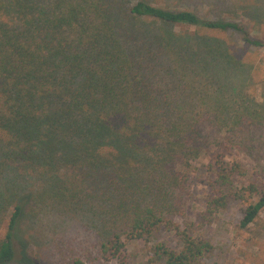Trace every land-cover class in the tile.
I'll use <instances>...</instances> for the list:
<instances>
[{
	"label": "trees",
	"instance_id": "obj_1",
	"mask_svg": "<svg viewBox=\"0 0 264 264\" xmlns=\"http://www.w3.org/2000/svg\"><path fill=\"white\" fill-rule=\"evenodd\" d=\"M235 1L229 5L248 22L264 21V0ZM180 24L264 47L242 21L204 19L150 0H0V264L18 262L26 220L77 207L99 218L105 261L198 264L211 254L208 240L174 221L175 193L201 153L249 144L242 127L251 121L223 123L229 109L217 99L205 107L201 94L216 84L238 94L225 79L250 68L221 41L173 32ZM209 161L206 211L240 201V227L254 223L264 185L236 158ZM160 231L173 233L178 246L156 241L151 256L126 254L128 243L150 242Z\"/></svg>",
	"mask_w": 264,
	"mask_h": 264
},
{
	"label": "rangeland",
	"instance_id": "obj_2",
	"mask_svg": "<svg viewBox=\"0 0 264 264\" xmlns=\"http://www.w3.org/2000/svg\"><path fill=\"white\" fill-rule=\"evenodd\" d=\"M150 1L171 9H191L204 19L242 21L247 24L253 37L264 40V21L248 22L242 11L239 9L236 12L228 0H207L204 3L191 1L183 4L177 0ZM254 1L255 4L251 0L244 1L243 5H258ZM260 4L264 5V1ZM172 30L179 35L221 41L240 61L243 69L245 66L250 68L248 73L238 71L225 79L228 87L231 84L238 94L233 96L228 93L230 88L218 90L216 84L205 90L201 97L205 107L212 106L214 99H217L223 110L229 109L226 117L221 119L223 123L236 121L239 116H242V120L251 121L242 128L248 145L254 147L252 150L247 149L248 145H243L241 149L212 148L195 158L185 187L175 193L180 199V205L174 213V221L181 228L189 226L192 236L212 244L211 254L198 264H264V208L255 222L245 228H241L239 222L246 203L233 201L226 209L212 214L205 208L211 195L206 182L212 176L207 165L209 158L216 154L225 156L226 160L238 159L248 174L253 175L251 178L260 185L259 188L264 185V121L254 122L258 117L264 118V47L249 46L236 33L231 32L207 31L183 24L172 26ZM213 88L217 92H213ZM246 115L251 117L246 118ZM205 133H211L210 129H206ZM248 181V178L243 179L245 183ZM81 210L79 207L69 213L45 210L36 219L26 220L19 233V257L16 264H71L76 258L83 260L84 264H119L116 259H102L99 252V239L102 238L99 232H102L103 226L94 214ZM5 224V218L0 216V235L5 231ZM156 241H164L171 248L178 246V239L173 233L160 231L150 242L128 243L126 254L137 256L138 260L145 255L151 256Z\"/></svg>",
	"mask_w": 264,
	"mask_h": 264
}]
</instances>
